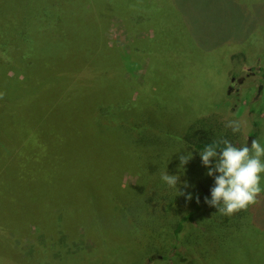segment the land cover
I'll list each match as a JSON object with an SVG mask.
<instances>
[{
  "label": "trees",
  "instance_id": "obj_1",
  "mask_svg": "<svg viewBox=\"0 0 264 264\" xmlns=\"http://www.w3.org/2000/svg\"><path fill=\"white\" fill-rule=\"evenodd\" d=\"M73 1L76 2V8L71 7L75 6ZM106 1L107 8L104 10L102 0H44L43 6L34 4L35 14L26 13L25 9L18 11L16 6L8 2V30L0 31V68H5L2 71L4 74L7 73L6 68L12 69L13 74H2L0 89L6 87L8 92H12L36 90L39 86H45L49 90L63 93H78L85 98H91L95 104L86 107L82 103L83 107L79 111L75 114L72 112L78 118L77 127L73 130H65L47 122L43 126L38 124L39 120L50 114L47 105L43 107L39 117H34L38 125L23 124L25 117L19 115L15 109V106L17 108L21 105L18 98H8V109L0 108V264H16L21 251L15 242L18 240L21 244L23 238L31 237L32 232L34 236L42 233L48 237L50 246L53 245L52 241H55L54 245L57 244L56 237L59 238L60 233L66 235V241L79 237L81 242L73 245L69 254L64 251L63 245L58 243L61 250L58 252L59 264L114 262L113 251L116 242L128 245L127 237H130V234L139 239L149 237L150 234L152 236L144 256L141 257L143 264L144 258L150 253L160 257L163 264H168L166 252L171 246L178 247L180 240L181 244L185 243L187 247L183 249V254H174L183 257L175 262L171 259L172 264H212L214 250L233 245L237 239L245 236L247 231L253 230V220L250 218L252 223L247 221L248 214L240 216L241 210L231 215H222L216 212L214 207L204 203V197L210 198V190L206 189V186H213V182H210L213 177L206 175L207 170H204L197 151L205 144L221 142L223 139L229 140L235 146L240 145L239 134H236V137L228 136L217 116L207 117L209 114L213 115L214 111L227 116L229 104L226 95L220 103L226 104L225 111L214 107L212 110L192 113L182 133L170 137L173 141L163 138L164 128L160 122L145 125V122L137 119L145 116L143 108L140 107L134 116L129 107L131 104L125 98V101L122 100L123 114L119 103L116 106L110 97L112 90H117L121 85L126 89H137L140 85L137 71L140 64L145 63L143 59L148 60L157 53L166 54L163 44L171 29L167 28L166 24L170 12L175 19L172 20L173 26L180 27L182 43L185 34L189 35L192 31L190 22L185 19L184 13L175 9L172 4L169 6L174 8L172 11H164L166 7L159 2L164 0H152L161 12L155 19L137 12L138 0ZM25 2L29 8L33 0ZM122 3L125 7V18L129 20L126 26L129 40L120 44L109 38L106 33L114 15L119 19L123 18L115 9H120ZM5 6L0 0V7ZM73 22L75 29L72 26L70 30L64 29L68 27V23L70 25ZM84 22L85 25H91V36L89 32L87 41L93 47L92 52L88 56L80 47H77V51L71 50L70 54L66 50L62 52L68 57L72 55L71 52L80 55L77 66L74 65L73 74L68 77L66 73H60L61 65L57 60L54 61V54H59V58H62L61 46L67 44L73 34L77 38ZM147 25L156 26L155 29H149L154 36L148 35ZM194 25L193 23L192 27ZM183 29L188 33L184 34ZM141 33L144 36H137ZM171 36L174 41L180 40L172 33ZM48 37L55 39V42L50 41ZM58 42L59 46L54 47ZM198 45L199 41L195 45L199 54L202 51ZM176 46L175 49L169 46L167 53L181 57L188 54L191 47L176 50ZM129 58L137 61H130L131 65H136V71L131 67L125 71L121 70ZM116 62L118 63L115 64ZM103 87L111 89L106 91ZM50 112L52 113V109ZM116 114H123L118 121L132 130L141 141L140 145L134 143L129 149L112 156L100 139H82V124L90 131L95 129L94 125H104L107 122V126L101 128L105 131L115 122L110 115ZM87 117H94L96 122L85 120ZM131 119L138 121L131 123L132 127H129L126 123L131 122ZM254 125L253 122V127ZM244 132L255 135L252 127ZM162 138L167 141L160 142ZM220 146H223L222 143ZM187 152L192 153V158L186 165L179 167L180 156ZM108 158L115 160L110 161ZM165 170L169 174L179 175L178 186L180 181L187 182L183 191L191 192L192 199L176 195L174 189L168 188L160 180L161 175L158 172L162 174ZM124 172L134 176L135 182L123 185L120 177ZM202 175L207 181L203 180ZM80 180L83 181L81 186L83 185L84 190L78 188L77 182ZM81 194L84 196L82 203L79 201L82 199ZM22 195H25V199H22ZM197 196L200 198L199 202ZM135 197L142 198L146 206L142 205L138 209L129 207ZM67 201L73 205H64ZM258 201L259 198L251 209L256 207ZM75 213L84 214L95 227L85 230L83 227L77 229V225L75 230L67 220L69 215ZM133 218H142L145 227L136 230ZM121 222L123 223L120 228H116V224ZM110 223L115 229L114 232L103 229L104 224L108 226ZM201 223L204 229L196 227ZM124 225L130 227L128 232L122 229ZM81 231L82 233H78ZM240 231L243 232L242 235L239 234ZM107 233H115L113 244L106 245ZM88 241L93 247L85 250L83 247H86ZM102 250L109 251L110 260H99L98 254ZM51 257L48 248L44 247L43 250L35 251V257L27 264H54Z\"/></svg>",
  "mask_w": 264,
  "mask_h": 264
},
{
  "label": "rangeland",
  "instance_id": "obj_2",
  "mask_svg": "<svg viewBox=\"0 0 264 264\" xmlns=\"http://www.w3.org/2000/svg\"><path fill=\"white\" fill-rule=\"evenodd\" d=\"M147 1L145 3L138 0L137 12L155 19L161 13L160 9L154 5L155 2H152V0ZM1 2L6 6L0 7V31L8 30V2L10 5L16 6L18 11L25 9L26 13L30 14H35L34 4L38 6L45 5V3L43 4L44 0H33L29 8L25 0H1ZM159 2L162 6L166 7L164 11H172L175 8L184 13L185 19L191 24L192 31L188 35L185 34L188 31L183 29L185 38L182 43L180 27L177 25L173 26L172 20L174 21L175 19L170 12L169 17L166 19V24L167 28L171 29L168 31L167 37L164 38L167 40L163 44L166 47V54L157 53L152 55L148 60L143 59L145 63L143 65L140 64V68L137 71V75L140 78L139 87L137 89H126L121 85L117 90H112L110 97L114 100V104L118 106L119 103L121 111L124 114V103L122 104V100L125 101V98H127L131 104L129 107L133 110L134 116L138 113L140 107L143 108L142 111H145V116L137 117V119L145 122V125H153L155 122H160L164 128L163 138L170 139L171 136L182 133L192 113L212 110L214 107L219 108L220 111H225V108H227L226 104L220 103L226 95V101L229 104L227 116L214 111L213 115L209 114L207 117L212 118L217 116L228 136L236 137V134H239V146L245 143V137H249V142L254 138L264 143V0H164ZM73 3L75 6L71 5V7L76 8V2L73 1ZM171 4L174 8H169ZM77 7H79L78 3ZM102 7L106 10V0H102ZM115 9L123 18H120V21L114 15L111 18L110 25L107 26L106 35L112 40L123 44L129 40L126 32L129 20L125 18L124 3H122L120 9ZM87 19L91 23L90 18L87 17ZM85 23L84 27L77 34V38L80 40L73 34L68 43L61 46L62 58H59V54L57 56L54 54V61L57 60L61 65L60 73H66L65 75L68 77L73 74L74 65L77 66L79 62L78 57L80 56L72 52L77 51V47H80L88 56L92 52L93 47L87 41L91 25L90 23L85 25ZM193 23L195 25L192 27ZM67 26L64 29L70 30V26L75 29L74 22L70 25L68 23ZM155 27L151 25L146 26L148 35L154 36L149 29H155ZM171 33L180 40L174 41ZM141 35L144 36L143 33L137 36ZM49 40L55 42V39L49 38ZM198 41V46L202 51L199 54L195 48ZM57 46H59V42L54 47ZM169 46L174 47V49L176 46V50H183L186 46L191 47L188 50V54L175 57L167 53ZM65 50L68 51V54L72 50V55L68 57V55L62 53ZM59 52L60 48L57 49V53ZM239 53L241 55H234ZM231 55L233 56L229 59ZM130 61L133 62L135 60H131L130 58L126 60L121 69L122 71L128 70L130 67L133 71L137 70L136 65H131L132 62ZM3 69L0 68V80L3 79ZM231 69L232 72L229 73ZM6 72L7 75L13 74L12 69L6 68ZM6 74L4 75L6 76ZM121 81L122 79L119 82ZM98 87L100 88V86ZM110 89L109 87H103V90L106 91ZM106 91L104 92L110 93ZM8 98H18L21 100L19 101L20 107L17 106L16 108L15 106V109L19 115L25 117L23 120L24 125H38L41 123L43 126L47 122L50 125L62 127L65 130H73L77 127L78 118L72 112L75 114L83 107V104L86 107L95 104L91 98H85L78 93H63L57 90H49L45 86H39L36 90H13L12 92H8V89L3 87V89H0V108L8 109ZM44 106H46L50 114L43 117L41 121L39 120L37 124L34 117L37 115L39 117ZM91 108L93 107L91 106ZM250 108L253 109L250 110ZM51 109L52 113L50 112ZM30 113H34L35 115ZM122 115H110L115 122L110 124L105 131H102L101 128L106 127L107 122L104 125H94L95 129L90 131L82 124L83 131L80 132L83 133L82 139H100L108 147V152L112 156H115L119 151L122 152L124 149H129L134 143H139L140 145L141 141L133 134L132 130L118 121V118ZM137 119H131V122L126 124L132 127L130 124L138 121ZM232 119L241 122L242 130L240 132L233 133L230 128L225 127L227 121ZM85 120L96 122L94 117H87ZM253 122L255 123L254 127ZM251 127L255 135H248L244 132V130ZM40 132L42 133V131ZM162 139L160 142L167 141ZM170 140L173 141L172 139ZM108 160L114 161L115 158H108ZM114 172L116 171L114 170ZM158 173L161 175V172ZM120 178L123 185L135 182V177L126 172ZM202 178L204 181H207L204 175H202ZM82 182L81 180L77 182L80 190H84L83 185L81 186ZM210 182L212 183L213 181ZM262 184H264V181H262ZM211 187L212 185L209 184L206 186V189L210 190ZM81 196L82 199L79 201L82 203L84 202V196L82 194ZM24 197L25 195H22V199ZM258 198L259 201L255 208L251 209L253 205L251 204L247 208L242 209L240 213L242 217L248 214L247 221L252 223L251 218L256 229L252 226L254 231L252 229L247 231L246 235L237 239L233 245L214 250L212 264H264V192H261ZM131 202L129 207H134L135 209H138L142 205L146 206L143 199L139 197H135ZM63 204L70 207L73 205L70 201ZM20 214L25 216L23 213ZM67 220L75 227V230L81 227L85 230L95 227L84 214L75 213L69 215ZM122 223H117L116 228H120ZM133 223H136V225L134 224L136 230H141L145 227L142 218H133ZM196 227L204 229L202 223L197 224ZM103 229L108 232L115 231L111 223L108 226L104 224ZM122 229L128 232L130 227L124 225ZM78 233H82V231ZM239 234L242 235L243 232L240 231ZM114 235L115 233H107L108 243L106 245L113 244ZM130 235V237H127L128 245L116 242V248L113 251L115 261L109 262V264H143L141 257L144 256V252L147 250L152 236L150 234L149 237L145 236L139 239L132 237L135 235ZM65 237L64 233H60V237H56L57 244L54 245L55 241H52V246H50V239L42 233L34 236L32 232L31 237L23 238L21 244L17 240L15 244L18 245V249L21 251V258L19 257L16 264H27L35 257V251L39 249L43 250L44 247L48 248V252L51 253V259L55 262L54 264H59V253L61 250L58 243L62 244L65 250L62 249L69 254L73 250V245H78L81 242L78 240L79 237H76L74 240L69 239L68 241L65 240ZM177 246L169 247V250L166 252L168 264H172L171 259L175 262L183 257V255L174 256V254L176 252L183 254V249L187 245L185 243L181 244L180 240ZM91 247L93 246L88 241L86 247L83 248L87 250ZM98 258L104 262L107 259L110 260L111 255L108 250H102L99 252ZM144 264H163V262L160 257L154 253H150L144 258ZM201 264H204V262Z\"/></svg>",
  "mask_w": 264,
  "mask_h": 264
},
{
  "label": "clouds",
  "instance_id": "obj_3",
  "mask_svg": "<svg viewBox=\"0 0 264 264\" xmlns=\"http://www.w3.org/2000/svg\"><path fill=\"white\" fill-rule=\"evenodd\" d=\"M225 127L233 133L242 130L239 120L227 121ZM245 137V143L237 147L229 140L205 144L197 151L202 165L206 168V175L213 177V186L210 188V198L204 197V203L214 207L222 215H231L234 212L254 204L258 195L264 192V143L258 139ZM222 143V147L220 144ZM192 153L187 152L179 158V167L187 164ZM178 174H169L166 170L160 180L168 188L174 189L177 194L184 195L185 199H192L191 192L185 193L186 181H180ZM199 202V196L196 197Z\"/></svg>",
  "mask_w": 264,
  "mask_h": 264
},
{
  "label": "flooded vegetation",
  "instance_id": "obj_4",
  "mask_svg": "<svg viewBox=\"0 0 264 264\" xmlns=\"http://www.w3.org/2000/svg\"><path fill=\"white\" fill-rule=\"evenodd\" d=\"M232 82H233V80H232Z\"/></svg>",
  "mask_w": 264,
  "mask_h": 264
}]
</instances>
